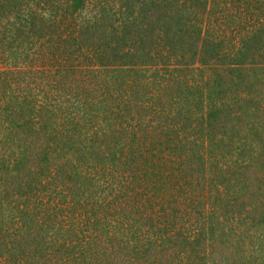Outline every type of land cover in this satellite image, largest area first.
Returning <instances> with one entry per match:
<instances>
[{
  "label": "trees",
  "instance_id": "trees-1",
  "mask_svg": "<svg viewBox=\"0 0 264 264\" xmlns=\"http://www.w3.org/2000/svg\"><path fill=\"white\" fill-rule=\"evenodd\" d=\"M0 264H264V0H0Z\"/></svg>",
  "mask_w": 264,
  "mask_h": 264
}]
</instances>
